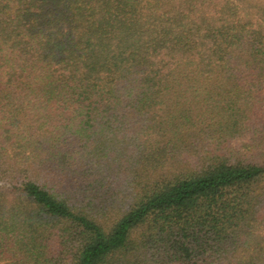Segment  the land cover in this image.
Wrapping results in <instances>:
<instances>
[{
  "label": "trees",
  "instance_id": "1",
  "mask_svg": "<svg viewBox=\"0 0 264 264\" xmlns=\"http://www.w3.org/2000/svg\"><path fill=\"white\" fill-rule=\"evenodd\" d=\"M0 264H264V0H0Z\"/></svg>",
  "mask_w": 264,
  "mask_h": 264
}]
</instances>
